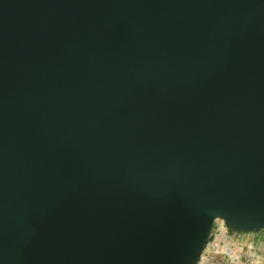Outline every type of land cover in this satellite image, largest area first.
<instances>
[{
  "label": "water",
  "instance_id": "obj_1",
  "mask_svg": "<svg viewBox=\"0 0 264 264\" xmlns=\"http://www.w3.org/2000/svg\"><path fill=\"white\" fill-rule=\"evenodd\" d=\"M264 231V0H0V264H197Z\"/></svg>",
  "mask_w": 264,
  "mask_h": 264
},
{
  "label": "built area",
  "instance_id": "obj_2",
  "mask_svg": "<svg viewBox=\"0 0 264 264\" xmlns=\"http://www.w3.org/2000/svg\"><path fill=\"white\" fill-rule=\"evenodd\" d=\"M246 235L218 220L197 264H264L255 241Z\"/></svg>",
  "mask_w": 264,
  "mask_h": 264
},
{
  "label": "crops",
  "instance_id": "obj_3",
  "mask_svg": "<svg viewBox=\"0 0 264 264\" xmlns=\"http://www.w3.org/2000/svg\"><path fill=\"white\" fill-rule=\"evenodd\" d=\"M245 237L253 239L255 241L259 252L264 257V231L257 234L246 235Z\"/></svg>",
  "mask_w": 264,
  "mask_h": 264
}]
</instances>
